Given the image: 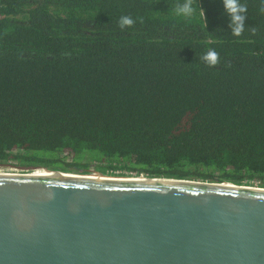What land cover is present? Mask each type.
Listing matches in <instances>:
<instances>
[{"label": "trees", "instance_id": "trees-1", "mask_svg": "<svg viewBox=\"0 0 264 264\" xmlns=\"http://www.w3.org/2000/svg\"><path fill=\"white\" fill-rule=\"evenodd\" d=\"M183 2L0 0V165L264 189L261 0Z\"/></svg>", "mask_w": 264, "mask_h": 264}, {"label": "water", "instance_id": "water-1", "mask_svg": "<svg viewBox=\"0 0 264 264\" xmlns=\"http://www.w3.org/2000/svg\"><path fill=\"white\" fill-rule=\"evenodd\" d=\"M0 167V264H264V189Z\"/></svg>", "mask_w": 264, "mask_h": 264}, {"label": "clouds", "instance_id": "clouds-1", "mask_svg": "<svg viewBox=\"0 0 264 264\" xmlns=\"http://www.w3.org/2000/svg\"><path fill=\"white\" fill-rule=\"evenodd\" d=\"M224 6V12L230 17L229 28L232 29L233 36H240L243 32V21L245 19V13L247 12V5L240 3V0H221ZM194 0H184V2L177 3L174 11L177 15L190 16L194 12L193 7ZM261 12H264V0H261ZM134 20L128 16H122L119 19L118 26L123 29L125 26H132ZM253 35L255 29L252 30ZM200 59L209 67H212L219 63V53L215 50H209L203 54Z\"/></svg>", "mask_w": 264, "mask_h": 264}, {"label": "rangeland", "instance_id": "rangeland-1", "mask_svg": "<svg viewBox=\"0 0 264 264\" xmlns=\"http://www.w3.org/2000/svg\"><path fill=\"white\" fill-rule=\"evenodd\" d=\"M0 172H16L13 169L0 167Z\"/></svg>", "mask_w": 264, "mask_h": 264}, {"label": "bare ground", "instance_id": "bare-ground-1", "mask_svg": "<svg viewBox=\"0 0 264 264\" xmlns=\"http://www.w3.org/2000/svg\"><path fill=\"white\" fill-rule=\"evenodd\" d=\"M36 173H42V174H47V173H44V172H36Z\"/></svg>", "mask_w": 264, "mask_h": 264}]
</instances>
